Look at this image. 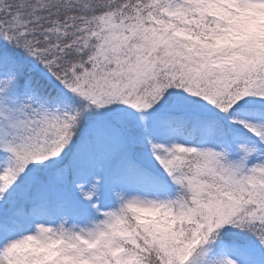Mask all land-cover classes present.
<instances>
[{
	"label": "snow or ice",
	"instance_id": "6c2138e0",
	"mask_svg": "<svg viewBox=\"0 0 264 264\" xmlns=\"http://www.w3.org/2000/svg\"><path fill=\"white\" fill-rule=\"evenodd\" d=\"M0 264H264V0H0Z\"/></svg>",
	"mask_w": 264,
	"mask_h": 264
}]
</instances>
